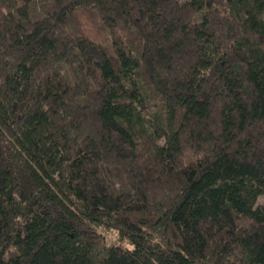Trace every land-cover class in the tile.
Returning a JSON list of instances; mask_svg holds the SVG:
<instances>
[{
  "label": "trees",
  "instance_id": "16d2710c",
  "mask_svg": "<svg viewBox=\"0 0 264 264\" xmlns=\"http://www.w3.org/2000/svg\"><path fill=\"white\" fill-rule=\"evenodd\" d=\"M262 196L264 0H0V264H264Z\"/></svg>",
  "mask_w": 264,
  "mask_h": 264
},
{
  "label": "rangeland",
  "instance_id": "374dc122",
  "mask_svg": "<svg viewBox=\"0 0 264 264\" xmlns=\"http://www.w3.org/2000/svg\"><path fill=\"white\" fill-rule=\"evenodd\" d=\"M263 200H264V196H262L260 198V201H263ZM111 240H112V242L117 243V244H124V243H126V241H124L123 239H121L119 236H116V235H113L111 237Z\"/></svg>",
  "mask_w": 264,
  "mask_h": 264
}]
</instances>
